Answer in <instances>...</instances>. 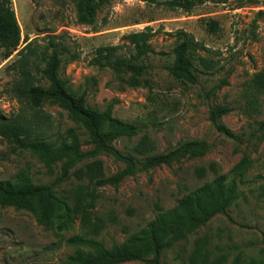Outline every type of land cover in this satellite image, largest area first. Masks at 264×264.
Returning <instances> with one entry per match:
<instances>
[{
  "label": "rangeland",
  "instance_id": "374dc122",
  "mask_svg": "<svg viewBox=\"0 0 264 264\" xmlns=\"http://www.w3.org/2000/svg\"><path fill=\"white\" fill-rule=\"evenodd\" d=\"M11 9L22 41L8 58L6 50L0 49V117L20 118L33 134L55 144L69 142L67 131L72 129L81 151L91 149L86 131L60 106L45 102L31 109L12 92L25 60L33 84L48 86L35 68L43 69L48 37H55L62 50L58 75L65 85L83 94L89 107L99 111L110 107L115 119L136 125L135 135L111 143L118 152L140 163L146 156L167 153L181 143L202 142L205 148L200 155L185 153L169 164L124 176L116 184L96 186L90 223L102 224L97 235L84 228L73 211L77 191L88 184L86 178L73 175L80 165L53 186L55 200L48 228L38 225L25 210L0 207V264H68L79 256L95 255L97 245L105 249L121 245L151 221L158 208H173L187 193L217 177L235 186L226 214L216 215L185 240L164 238L160 262L189 264L194 241L205 236L211 262L264 263V139L259 138L263 131L255 132L264 123V87L255 86L256 75L264 73V2L107 0L92 26L77 23L73 0H11ZM209 21L217 23L215 32L209 30ZM182 32L198 43L193 55L206 59L210 66L202 68L194 60L198 69L195 84L176 80L166 69ZM139 33H148L149 51L134 61L145 72L137 78V86H131L130 73H115L97 50L116 47L109 61L130 59L135 52L127 36ZM26 45H30L28 50ZM216 107L229 111L213 123L209 111ZM94 159L102 162L104 178L126 166L107 153ZM243 159L246 164L240 175L235 167ZM64 163L49 169L36 154L0 138V181L15 182L23 175L34 185H50ZM200 168L205 170L203 177L198 176Z\"/></svg>",
  "mask_w": 264,
  "mask_h": 264
},
{
  "label": "trees",
  "instance_id": "16d2710c",
  "mask_svg": "<svg viewBox=\"0 0 264 264\" xmlns=\"http://www.w3.org/2000/svg\"><path fill=\"white\" fill-rule=\"evenodd\" d=\"M75 1L76 21L81 26H92L97 11L106 4L107 0H73ZM264 2V0H261ZM209 30L215 32L218 25L215 21H209ZM182 39L173 47V61L167 66L170 76L188 84L197 83L198 69L194 66V60L202 68L209 69L208 61L193 55L197 48V42L191 35L180 33ZM148 33L128 35L133 46L134 55L130 59L112 58L116 47H105L97 50L98 56L107 61V65L117 74L130 73L129 84L137 86V78L145 72V67L135 64L134 61L144 57L149 47L147 44ZM22 41L21 32L17 24L14 12L11 9V0H0V49L6 50L5 58L17 51ZM55 37H48V54L42 57L44 67L41 70L35 68V74L48 83L47 87L33 84V75L29 67V61L25 60L19 69V81L12 87V92L19 103H24L31 109L39 108L43 103L49 102L60 106L69 118L86 131V143L91 145L88 151H81V143L74 130L69 129L67 136L69 142L62 141L58 144L48 142L43 137L33 134L30 127L20 118L6 119L0 117V138L17 149L27 150L36 154L47 168H51L57 162L65 160L59 177L50 185H34L28 178L19 175L15 182L0 181V207H12L16 210L29 212L36 223L48 228L50 223V207L55 200L53 186L67 179L70 169L76 165L80 167L73 171L78 179L86 178L88 184L85 188H79L73 206L74 213L78 216L80 224L89 228L93 235H97L102 224L90 223V216L96 199L95 187L108 183L116 184L124 176H131L138 171L160 165L169 164L182 157L185 153L200 155L205 148L202 142H187L177 145L164 154L146 156L140 163L132 157L118 152L111 143L120 137H131L136 133V125L122 122L112 116L111 108L103 111L91 108L85 103L83 94L71 91L59 78L58 70L61 63V51L55 43ZM30 45H26L25 50ZM23 49L18 51L21 55ZM34 54V53H32ZM255 86L264 87V73L255 77ZM226 107H216L209 111V120L215 122L217 118L228 113ZM225 133L229 132L223 127L217 126ZM263 131L259 137L264 139V123H260L255 132ZM141 151L144 148L140 144ZM99 153H107L119 161L125 163V168L110 178H104L102 162L94 159ZM94 159V160H92ZM246 159H243L236 167L239 174L243 173ZM137 166H140L139 168ZM198 176L203 177L205 170H197ZM235 186L233 182L225 184V177H217L205 183L198 189L187 193L176 205L169 209H159L154 218L137 233L129 236L121 245H114L110 249L98 246L95 255L86 258L77 257L68 264H122L131 261L145 262L146 264H162L160 254L164 247L163 239L178 242L192 234L195 230L204 227L216 215H225L227 208L234 199ZM207 238L202 236L194 241L189 256V264H220L222 260H209ZM264 264V263H261Z\"/></svg>",
  "mask_w": 264,
  "mask_h": 264
}]
</instances>
